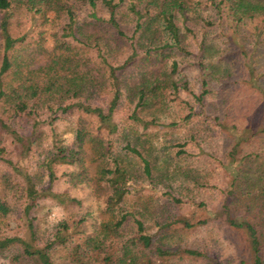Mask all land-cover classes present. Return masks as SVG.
<instances>
[{"label": "rangeland", "instance_id": "374dc122", "mask_svg": "<svg viewBox=\"0 0 264 264\" xmlns=\"http://www.w3.org/2000/svg\"><path fill=\"white\" fill-rule=\"evenodd\" d=\"M217 3L219 0H187L186 15H178L181 29L186 32L184 28L187 26L193 30L192 34H187L190 53L171 50V57L179 64L173 76L178 90H167L165 96L159 98L158 104L141 112L143 119L156 121L148 130L143 129L142 125L134 126L130 115L135 108L136 88L141 75H149L159 69L162 71L156 56L145 58L144 51L151 41L150 34L142 37L139 33L135 35V42L131 40L135 23L125 3L117 17L123 36L109 25L100 28L84 26L85 35L96 34L101 38L104 49L110 51L108 60L112 64L120 66L131 59L127 68L120 72L123 96L115 120L123 131L116 138L115 145L117 154L140 173L136 181L138 191L131 196L128 209L139 213L145 227L153 235L155 245L163 241L175 253L156 261L154 245L152 252L147 253L157 264L254 263L255 256L247 233L231 227L227 218L230 214L232 218L248 219L244 201L236 205L230 203L235 191L233 169L240 170L246 158L254 161L264 159V18L236 22L230 17L227 3L220 7ZM89 13L87 8L82 10L80 25L91 21ZM98 14L108 18V13L102 8H99ZM12 15L11 32L15 37L23 38L13 53L22 58L20 62L32 71L30 77L44 83L47 69L59 57L69 59L67 64L71 70L76 65L77 70L83 71L99 66L104 73L93 41L83 45L72 37L63 36L67 23L65 17L50 13L46 18L16 7ZM156 40L165 43L167 39L160 32ZM202 41L210 48L203 66L198 50ZM134 46L136 49H133ZM2 57L0 50V65ZM61 72L70 78L73 74L64 70ZM204 81L207 87H204ZM205 88L208 94L200 103L196 97ZM108 93L96 97L94 104L106 105L110 96ZM75 101H68L67 104ZM51 111L47 105L38 109L36 119L41 122L42 137L34 150L25 157L13 154L14 162L20 161L32 173H36L41 154L51 146L53 130L67 145L73 143L76 129L81 125L95 131L97 136L101 135L97 133L93 117L78 110L56 115ZM32 119L17 121L15 129L27 135L33 125ZM131 129L139 134L143 154L157 168L152 178L143 174L139 160L127 155L124 150V135L129 134L131 141H134L133 135H130ZM237 141H240L239 144ZM0 142L9 149L15 147L1 129ZM182 148L186 155L179 153ZM87 149L86 167L92 179L104 159L94 151V143H89ZM247 163L249 167H245V170L254 167ZM76 170L79 168L59 165L55 169L54 182H49L46 177V186L51 185L56 192H68L82 203L66 207L56 206L50 200L43 201L36 215L40 232L46 237L60 221H78L89 217L88 225L92 229V224L96 225L99 218L105 217L103 210L107 208L110 189L105 183L75 184L68 175ZM15 179L12 170L0 163V201L10 203L18 212L23 201L11 190ZM244 190L247 192L251 189ZM252 193L255 194L253 190ZM180 218L187 219L193 227L185 228L181 223H176ZM16 219L17 216L12 215L10 226H4L2 233L15 229ZM166 223L169 228L165 227ZM122 234L124 239L137 235V227L131 218L123 227ZM186 249L201 252L204 256H189L184 253Z\"/></svg>", "mask_w": 264, "mask_h": 264}, {"label": "trees", "instance_id": "16d2710c", "mask_svg": "<svg viewBox=\"0 0 264 264\" xmlns=\"http://www.w3.org/2000/svg\"><path fill=\"white\" fill-rule=\"evenodd\" d=\"M186 2L187 0H0V50L3 53L0 65V129L11 138L15 146L9 149L0 142V163L7 165L16 178H19L14 180L15 184L11 190L23 201L18 212L10 203L0 201V264H157L147 253L152 252L155 245L153 235L145 227L139 213L128 209L131 196L138 191L136 181L140 173L117 154L115 145L116 138L121 136L123 131L115 120L123 96L120 72L127 68L131 59L120 66L112 64L108 60L110 51L104 49L105 44L101 38L96 34L85 35L87 32L84 26L100 28L102 25H109L117 34L123 36L117 17L120 7L125 3L135 23V33L131 40L134 39L135 42V35L139 33L142 37L150 34L151 41H147L145 58L156 56L162 65V71L159 69L149 75H141L136 88L135 108L130 115L134 126L142 125L143 129L148 130L156 121L143 119L141 112L158 104L159 98L165 96L167 90H178L173 76L177 73L179 64L171 57V50L190 53L187 34H192L193 30L185 26L184 32L178 23V15L184 17L188 10ZM224 3H227L230 17L236 22L264 18L263 0H219L217 6L220 7ZM14 7L24 8L29 13L46 18L50 13L56 17H65L67 23L63 36L72 37L83 45L87 41H93L104 73L102 74L99 66H95L94 70L83 71L77 70L76 65L74 70H71L67 64L69 59L62 60L59 57L55 58L47 69L44 83L35 80L36 77H30L32 71L20 62L22 58L13 53L23 42V38L15 37L11 32ZM85 8L90 11L91 21L80 25V13ZM99 8L108 13L107 19L99 16ZM160 32L166 36L165 43L156 40ZM198 50L200 64L203 66L209 57L210 48L202 41ZM63 70L72 72V77L62 75ZM203 85L207 87V82L204 81ZM105 93L110 95L108 103L94 104L93 100ZM207 94L205 88L196 100L203 103ZM74 99L75 103L67 104ZM42 105H47L55 115L78 110L93 117L97 133L101 135L97 136L95 131L81 125L76 129L73 143L67 145L53 130L51 146L46 153L41 154L36 173H32L24 168L20 161L14 162L13 154L28 156L41 140L42 125L36 117ZM26 118H33L31 131L27 135L15 129L17 121ZM130 135H133L134 141H131L129 134L124 135V150L127 155L137 158L142 165L143 174L152 178L157 170L156 166L143 154L139 134L135 129H131ZM240 141H237V144ZM89 143H94V151L100 153L104 159L92 179L86 167ZM235 148L234 152L237 150V147ZM179 153L186 155L184 148ZM245 163L255 168L245 170V167H249ZM59 165L79 168L68 175L75 184L105 183L111 191V196L106 210H103L105 217L99 218L96 225L92 224V229L88 225L89 217L78 221L63 220L58 222L52 233L46 237L40 232L36 215L43 201H53L56 206L82 205L81 201L68 192H56L51 185L44 184L46 177L51 183L55 181V169ZM240 166V170L233 169L235 191L230 203L236 205L244 201L248 219L232 218L229 214L227 222L231 227L247 233L255 256L253 264H264V159L254 161L252 158H246ZM247 188L251 190L245 192L244 189ZM252 190L255 194H250ZM14 214L17 216L14 221L15 229L2 233L4 226H10L11 216ZM130 218L137 227V235L124 239L122 230ZM176 223H181L185 228L193 227L187 219H177ZM165 227L170 226L166 223ZM155 246L156 261L175 255L163 241ZM184 253L194 257L204 256L201 252L187 249Z\"/></svg>", "mask_w": 264, "mask_h": 264}]
</instances>
